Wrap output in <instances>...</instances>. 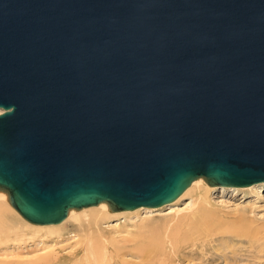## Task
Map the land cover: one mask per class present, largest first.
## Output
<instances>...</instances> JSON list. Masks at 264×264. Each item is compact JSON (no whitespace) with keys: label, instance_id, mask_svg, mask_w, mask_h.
<instances>
[{"label":"water","instance_id":"obj_1","mask_svg":"<svg viewBox=\"0 0 264 264\" xmlns=\"http://www.w3.org/2000/svg\"><path fill=\"white\" fill-rule=\"evenodd\" d=\"M0 110L33 224L264 182V0H0Z\"/></svg>","mask_w":264,"mask_h":264},{"label":"bare ground","instance_id":"obj_2","mask_svg":"<svg viewBox=\"0 0 264 264\" xmlns=\"http://www.w3.org/2000/svg\"><path fill=\"white\" fill-rule=\"evenodd\" d=\"M257 185H249L248 189ZM214 186L207 184L202 177L193 180L176 199L164 204L174 208L170 215L163 218L149 215L141 217L143 211L161 208L140 206L132 210L112 211L106 202L70 209L67 216L58 223L29 224L30 228L40 232L42 238L46 236L40 241L47 250L35 261L0 260V264H176V261L182 259L181 256H186L185 248L196 246L203 239L202 236L217 223L215 205L210 197L211 191L215 190ZM218 187L222 190L237 189ZM185 196L191 199V206L187 211H180L177 204ZM7 199L6 193L0 191V241L8 236L5 230L12 234V238L25 233L9 223L12 217L18 225L21 221L18 211L11 204L14 209L8 206ZM118 216L138 218L139 223L134 225L136 230L128 233L130 237L118 236L116 234L120 232V227L106 225ZM127 254L135 258H125ZM231 261H225V264H236L234 260Z\"/></svg>","mask_w":264,"mask_h":264},{"label":"rangeland","instance_id":"obj_3","mask_svg":"<svg viewBox=\"0 0 264 264\" xmlns=\"http://www.w3.org/2000/svg\"><path fill=\"white\" fill-rule=\"evenodd\" d=\"M257 184L252 189H248L250 186H246L236 187V190L232 188L222 190L218 186H214L215 190L211 191L210 197L215 205L214 211H216L215 219L217 223L213 225V228L209 232H206L202 236L203 239L198 241L196 246L186 247V256H181L180 258L182 259L175 263L225 264V261L234 260L236 264H263L264 182ZM6 201L8 206L13 208L8 202V199ZM190 206L191 199L188 196L182 198L177 204V208L180 211H187ZM155 208L161 209L150 212L143 211L141 217L144 218L149 215L150 217L163 218L173 212L172 209L174 206L164 205ZM18 216L21 221L19 225L16 224L18 222L12 216L9 223L18 226L25 233L19 234L16 238H12L10 237L12 234L8 230H5L6 236L8 235L9 237H4L6 239L0 241L1 261L25 259L32 261L34 259L36 260L39 255L45 253L47 250V248H43L45 244L40 241L42 239L44 240L46 236L42 238L39 235V231L30 228L29 224L32 223L24 219L20 214ZM138 223V218L134 216L129 218L118 216L112 218L106 225L109 227H120L118 230L120 232L117 231L118 234L116 235L127 238L130 237L128 234L130 230H136L134 225ZM132 227L135 229H132ZM38 235L40 238H38ZM129 257L132 256L130 254L125 255V258Z\"/></svg>","mask_w":264,"mask_h":264}]
</instances>
